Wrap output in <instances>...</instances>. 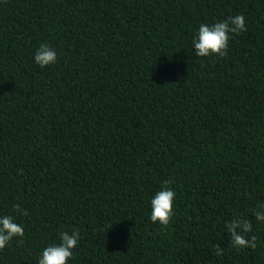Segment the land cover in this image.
I'll return each mask as SVG.
<instances>
[{
	"label": "trees",
	"instance_id": "obj_1",
	"mask_svg": "<svg viewBox=\"0 0 264 264\" xmlns=\"http://www.w3.org/2000/svg\"><path fill=\"white\" fill-rule=\"evenodd\" d=\"M238 14L228 55L196 56L199 25ZM168 179L164 228L150 200ZM261 204L264 0H0V216L24 228L0 264L74 229L68 264H264ZM235 216L255 250L233 247Z\"/></svg>",
	"mask_w": 264,
	"mask_h": 264
},
{
	"label": "clouds",
	"instance_id": "obj_2",
	"mask_svg": "<svg viewBox=\"0 0 264 264\" xmlns=\"http://www.w3.org/2000/svg\"><path fill=\"white\" fill-rule=\"evenodd\" d=\"M245 31L247 28L243 14L230 16L213 24L201 23L192 41L195 54L199 57L211 55L226 57L229 39ZM34 61L43 69L57 62V52L49 44L41 43L34 53ZM172 183L173 180L171 179L163 181L161 189L150 200V220L153 223H159L164 228L170 224L174 216L176 192L169 187ZM13 207L17 212L27 214L20 209L18 204ZM258 207L260 210L254 211L253 215L258 222H264V204L258 205ZM225 228L233 247L252 250L257 248V236L246 237V234L253 230L251 220L235 216L225 224ZM23 236L24 228L14 221L12 215L0 216V250H3L14 237H20L19 243L23 244ZM80 238L78 229H74L71 234L67 231L59 232L60 242L46 246L38 257L37 264H68L69 259L73 257L72 250L77 247ZM215 254L217 256L223 255V249L219 244L215 245Z\"/></svg>",
	"mask_w": 264,
	"mask_h": 264
}]
</instances>
